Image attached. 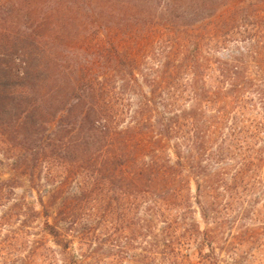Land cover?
<instances>
[{
    "label": "trees",
    "instance_id": "16d2710c",
    "mask_svg": "<svg viewBox=\"0 0 264 264\" xmlns=\"http://www.w3.org/2000/svg\"><path fill=\"white\" fill-rule=\"evenodd\" d=\"M234 1L0 0V264H80L79 194L95 195V264H133L136 240L141 264H218L230 218L264 220V0H237L193 49L179 40ZM156 26L179 55L164 45L148 74ZM225 33L256 72L230 55L209 90L194 53ZM182 71L190 104L172 109Z\"/></svg>",
    "mask_w": 264,
    "mask_h": 264
},
{
    "label": "rangeland",
    "instance_id": "374dc122",
    "mask_svg": "<svg viewBox=\"0 0 264 264\" xmlns=\"http://www.w3.org/2000/svg\"><path fill=\"white\" fill-rule=\"evenodd\" d=\"M235 6H237V0L231 3L230 5L221 9L218 14L211 18L210 20H206L203 23L195 24L194 26H180L183 29V33L180 35L179 40L182 38V43L185 42L189 44L193 43L191 49L195 47V43L200 41V36L203 34H207L211 30L216 29L217 22L223 18L230 10H232ZM228 29V28H227ZM244 30L242 29V32ZM227 32V31H224ZM254 33L252 28H249L248 34L251 36ZM164 33L161 26H156L155 31L150 34L149 40L155 43V52L152 54H148L147 52H143L142 55L147 58L146 63H144V68L148 72H153L161 62L164 61V55L162 57L158 56L161 52L162 47L166 46V52H168L167 56L169 57V53L172 54L173 58H176L179 55L177 42L172 41L169 42V39L163 38ZM242 38L235 35V33H225L223 36L214 37L212 34L206 35V38L199 43V47L194 53V56L197 55V59L200 62H203L205 69L201 70V74L205 82L207 83V87L212 89H217V80L220 77H217V73L215 72V68H217V63L226 62L227 58L231 55V61L239 60L242 62L241 66L248 67L247 70H240L241 73L247 76L256 72L257 68V54L250 51V49H246L244 43L242 42ZM68 42H71V39L68 38ZM184 44V43H183ZM197 48V47H196ZM183 55V53L181 52ZM243 59V61H242ZM144 61V58L143 60ZM244 62V63H243ZM190 72L182 71L178 78L179 82L176 86V89L171 87V89L165 93H175V99L178 101L173 102V108H176L177 105L186 104L189 105L188 96L190 94L191 87L188 85V80L191 79ZM189 74V75H188ZM218 78V79H217ZM226 87V86H225ZM172 90V91H171ZM182 93V95H181ZM180 96V97H179ZM167 97V94L164 95ZM163 97V98H164ZM156 100V99H155ZM182 100V101H181ZM160 101V99H159ZM161 103V101H160ZM163 104L161 103V106ZM73 186L70 185L66 190L69 191L70 195H73L74 190ZM70 189V190H69ZM259 192L258 194H260ZM95 195L83 196L79 194L77 203L74 204L76 208V214L78 216L77 222V234L75 235V245L73 250H75V255L80 257L82 261L80 264H95V211L93 208L95 206ZM257 211H264V201L260 200L257 202V206L255 208ZM255 218H247L246 220H239L238 218H230L228 222L225 224L227 231L223 236L221 234L219 236H214V247L216 248V254L219 255V263L218 264H264V220L257 217ZM195 221L200 225L201 230L206 228H215V223L210 222V224H206L200 218L198 214L195 215ZM215 224V225H214ZM231 230V231H229ZM249 230V232H246ZM246 232V233H245ZM182 233V232H180ZM33 234H37L35 237L31 235V239L38 238L41 239L43 234L42 231L34 230ZM212 234V233H211ZM50 246L52 244L50 243ZM143 246V247H142ZM144 248V241L142 245L141 240H136L134 243V247L126 250V256H128L131 260H134L133 264H141L138 260L139 254ZM192 246L190 249L191 260L193 263H205L208 257L205 255L201 258L199 257L197 251ZM222 248V250H220ZM52 249H55L52 246ZM141 250V251H140ZM208 251H205L206 254Z\"/></svg>",
    "mask_w": 264,
    "mask_h": 264
}]
</instances>
